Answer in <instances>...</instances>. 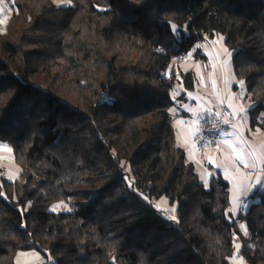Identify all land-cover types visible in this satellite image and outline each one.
Listing matches in <instances>:
<instances>
[{"label": "trees", "instance_id": "trees-1", "mask_svg": "<svg viewBox=\"0 0 264 264\" xmlns=\"http://www.w3.org/2000/svg\"><path fill=\"white\" fill-rule=\"evenodd\" d=\"M0 6V143L20 169L0 175V264L21 249L55 264H235L237 246L264 264V188L235 218L229 181L204 183L178 144L176 69L164 76L173 56L223 34L264 131V0ZM182 77L192 88L195 74ZM164 196L178 220L157 206Z\"/></svg>", "mask_w": 264, "mask_h": 264}, {"label": "crops", "instance_id": "crops-1", "mask_svg": "<svg viewBox=\"0 0 264 264\" xmlns=\"http://www.w3.org/2000/svg\"><path fill=\"white\" fill-rule=\"evenodd\" d=\"M3 12L4 7L0 6V21H3ZM195 57L197 56L195 55ZM180 64L182 62L174 64L178 78L179 74L183 75L188 72L195 74V84L192 88L185 84H178V78H176L172 90L176 110L173 120L176 138L178 144L187 152V147H195V134L200 129L202 120L218 114L224 104L219 101L216 103L208 101L207 90L210 89V86L207 84L206 77L202 78L203 84L200 81L196 84V70L191 67L183 70ZM236 83V77L233 82L229 77L224 79V85L220 82L226 96L235 94L231 103H228L226 98L224 99L227 101L224 103L237 117L235 131L224 133L219 147L206 150L207 155L202 160L191 161L188 152L187 157L195 164L196 171L199 168L200 171L197 173L204 183L208 184L211 178L219 172L229 181L231 211L235 218H238L239 213L242 210H247L250 205L245 201L247 196L257 188H264V133H261V128L258 126L251 125L250 109L253 102L246 98L244 85L235 88ZM237 92L240 94L236 95ZM246 114L249 118L244 116ZM19 172L20 169L14 161L12 149L7 144L0 143V175L11 180L9 177H18ZM3 173L4 175H2ZM242 229L244 232L246 231L245 225L242 226ZM235 241L240 243V236H236ZM239 254L235 260L239 258L243 264V256Z\"/></svg>", "mask_w": 264, "mask_h": 264}, {"label": "rangeland", "instance_id": "rangeland-1", "mask_svg": "<svg viewBox=\"0 0 264 264\" xmlns=\"http://www.w3.org/2000/svg\"><path fill=\"white\" fill-rule=\"evenodd\" d=\"M58 4H65V0H56ZM197 46L199 49V55L195 57L194 53L195 50H191V54L193 53L194 57L191 61H185L182 62L181 68L189 69L190 67L192 69L196 70V84L200 81L201 84H203V77H206L207 84L210 86V89L207 90V100L211 102H218L224 104L227 99L228 103H231L232 99L235 97L234 95L226 96L224 87V79L226 80L228 77L233 82L235 80V72H234V62H233V53L234 51L228 47V45L225 42V36L221 33L215 34V36L207 35V38L198 41ZM194 51V52H193ZM175 64H178V62H175ZM179 65V66H180ZM177 68H179L177 66ZM169 71L173 72V76L175 75V68L173 64L169 65L168 68ZM221 82V84H220ZM178 84L184 85V80L181 74H179V78L177 80ZM241 88V87H240ZM239 95L240 93L237 92ZM226 101V102H227ZM189 109V108H188ZM174 111L175 108H173ZM191 110V109H189ZM177 116V115H176ZM245 117H248V114L244 115ZM261 133H264V131L261 129ZM209 150V149H208ZM188 157L191 161L197 162V160H202L206 155L207 152L199 154L195 147L192 146L191 148L187 147ZM199 168H197V172H199ZM4 175V173L2 174ZM9 177L8 175H6ZM3 177V176H2ZM11 180H16L18 177H9ZM1 184V181H0ZM157 206L161 209L168 210L171 213L173 221L178 220L177 216V205L171 204L169 198L167 197H161L156 202ZM67 207H69L67 204L64 206H61L60 203L54 204L50 210H67ZM240 247V246H239ZM237 248L235 259L237 255L240 253ZM233 259V262L235 264H242V261L238 258L237 260ZM56 259L52 257L51 255L47 256L45 253H43L41 250L38 249H21L19 250L14 258V264H55Z\"/></svg>", "mask_w": 264, "mask_h": 264}, {"label": "built area", "instance_id": "built-area-1", "mask_svg": "<svg viewBox=\"0 0 264 264\" xmlns=\"http://www.w3.org/2000/svg\"><path fill=\"white\" fill-rule=\"evenodd\" d=\"M14 0H0V5H10ZM202 34V33H200ZM198 34L197 36H200ZM193 53L182 52L171 58L170 64L175 62L191 61L193 59ZM164 76L173 77V72L167 70ZM244 80H239L238 85L243 86ZM237 123V117L230 111L226 103H224L222 110L211 117L202 120L200 129L195 134V145L199 154L204 153L208 149H216L220 145L222 135L226 132L235 131V124ZM239 221V220H238ZM243 264H249L246 259L243 260Z\"/></svg>", "mask_w": 264, "mask_h": 264}, {"label": "snow or ice", "instance_id": "snow-or-ice-1", "mask_svg": "<svg viewBox=\"0 0 264 264\" xmlns=\"http://www.w3.org/2000/svg\"><path fill=\"white\" fill-rule=\"evenodd\" d=\"M173 31L175 32V28H174V26H173ZM177 39H179V37H177ZM173 219H174V217H173ZM237 247H239V246H237Z\"/></svg>", "mask_w": 264, "mask_h": 264}]
</instances>
